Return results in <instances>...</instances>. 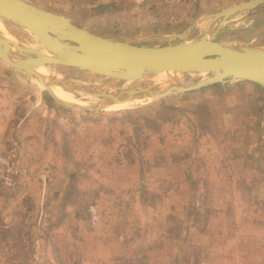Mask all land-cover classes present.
I'll return each mask as SVG.
<instances>
[{"label": "rangeland", "instance_id": "rangeland-1", "mask_svg": "<svg viewBox=\"0 0 264 264\" xmlns=\"http://www.w3.org/2000/svg\"><path fill=\"white\" fill-rule=\"evenodd\" d=\"M25 1L89 31L158 46L244 0H134L139 8L118 20L122 5L112 0ZM3 23L20 44L38 46ZM215 38L264 45V3L231 16ZM46 68L100 91L150 83ZM128 104L69 108L0 59V264H264L260 86L237 80Z\"/></svg>", "mask_w": 264, "mask_h": 264}, {"label": "water", "instance_id": "water-1", "mask_svg": "<svg viewBox=\"0 0 264 264\" xmlns=\"http://www.w3.org/2000/svg\"><path fill=\"white\" fill-rule=\"evenodd\" d=\"M263 3L264 0H244L232 4L194 19L191 28L199 20H205V24L201 33L190 40L187 39L191 28L183 35L169 37L164 45L151 46L105 37L25 0H0V18L26 29L38 42L37 47L24 46L0 29V59L20 73L39 78L55 102L85 111L106 109L133 96L160 99L237 80L259 85L264 101V45L215 38L231 16L248 13ZM47 64L75 67L121 81L150 82L156 77L161 81L155 83L158 89L153 92L149 83L140 88L116 90V95L104 97L105 91L67 77L59 78L62 85L100 99L84 105L66 101L52 91L48 79L36 70Z\"/></svg>", "mask_w": 264, "mask_h": 264}, {"label": "bare ground", "instance_id": "bare-ground-1", "mask_svg": "<svg viewBox=\"0 0 264 264\" xmlns=\"http://www.w3.org/2000/svg\"><path fill=\"white\" fill-rule=\"evenodd\" d=\"M0 29L9 37L8 33L5 30L3 19H1V18H0ZM12 39H13V37H12ZM190 39L191 38H188L187 40H190ZM48 65L49 64H47V65H39L36 68V70L38 71V73L44 75L48 79L49 86L51 87L52 91L58 97L66 100V101H70V102H74V103H78V104L89 105V103H86V102L82 101L79 97H76V96L70 94L69 91H67L66 88H70V89H76V88L62 85V83L59 81V78H61L63 76H61V75L52 76L51 74H48L47 73L48 71H47V68H46ZM54 77H56V78H54ZM67 78L72 79L70 77H67ZM110 78H113V77H110ZM72 80H74V79H72ZM34 81L37 82L40 86H42L44 88V86L42 85V83H41L39 78L34 79ZM75 81H78V80H75ZM159 81H161L159 77H156V78H154L153 80L150 81V83H151L150 91L153 92V91H156L158 89V86L155 83L159 82ZM79 82H81V81H79ZM81 83H84V82H81ZM84 84L90 85V84H87V83H84ZM129 89H133V88H127V89H124V88H119V89L118 88L117 89L110 88V89H108V91H105V92H107V94H105L104 97H110V96L112 97V96L116 95L117 94L116 90H129ZM76 90H78V89H76ZM136 100L144 102L145 100L146 101H150L152 99H144V98H139V97L133 96L130 100L121 101V102L113 104V105H111V106H109L107 108L108 109H113V108H120L122 106H128V105H130V104H128V102H133V101H136ZM102 101H105V98Z\"/></svg>", "mask_w": 264, "mask_h": 264}, {"label": "crops", "instance_id": "crops-1", "mask_svg": "<svg viewBox=\"0 0 264 264\" xmlns=\"http://www.w3.org/2000/svg\"><path fill=\"white\" fill-rule=\"evenodd\" d=\"M85 1H88V0H85ZM94 1H95V0H90L89 3L91 4V3L94 2ZM99 1H100V3L103 2L102 0H99ZM111 2H118L119 4L122 5V6H120V10H119V11H117V10L114 11V12H115L114 17H115V19L117 18L116 20L119 19L118 16H120V15H118V14H119L120 12H122V11L125 10V13H124V14H126V12H128V11H133V12H134L136 9L139 8L138 4H136L134 0H132V1H127V0H112ZM74 3H78V1L75 0ZM111 13H113L112 10L109 11V14H111ZM105 14H106V13H105ZM62 15H63L64 17L68 18V16H66V15H64V14H62ZM102 15H104V14H102ZM68 19H69V18H68ZM97 33H98V32H97ZM100 35L105 36V35L102 34V33H100ZM119 35H124V34L119 33ZM105 37H108V38H111V39H115V38H113V37H111V36H105ZM167 39H168V38H167ZM117 40H127V41H130V40H128V39H124V38H118Z\"/></svg>", "mask_w": 264, "mask_h": 264}, {"label": "trees", "instance_id": "trees-1", "mask_svg": "<svg viewBox=\"0 0 264 264\" xmlns=\"http://www.w3.org/2000/svg\"><path fill=\"white\" fill-rule=\"evenodd\" d=\"M100 8L102 9V8H103V6H100Z\"/></svg>", "mask_w": 264, "mask_h": 264}]
</instances>
